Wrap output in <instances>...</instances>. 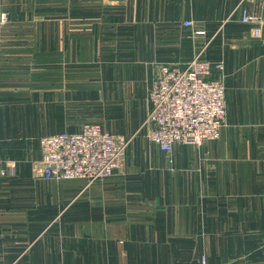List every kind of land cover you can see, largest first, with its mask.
<instances>
[{"label":"crops","instance_id":"0c3cea01","mask_svg":"<svg viewBox=\"0 0 264 264\" xmlns=\"http://www.w3.org/2000/svg\"><path fill=\"white\" fill-rule=\"evenodd\" d=\"M239 1L0 0V264H264V21L255 36ZM246 2L264 19V0ZM205 45L226 123L164 151L148 88ZM86 122L132 137L123 169L38 174L41 137Z\"/></svg>","mask_w":264,"mask_h":264},{"label":"built area","instance_id":"2783aa9c","mask_svg":"<svg viewBox=\"0 0 264 264\" xmlns=\"http://www.w3.org/2000/svg\"><path fill=\"white\" fill-rule=\"evenodd\" d=\"M246 1L240 0L236 10L240 11L243 22L253 25V34L258 37L264 19L251 13ZM7 21L8 13L0 6V64L2 31ZM184 24L192 25L193 20ZM205 47L196 50L185 67L160 65L148 88L151 106L145 120L149 126L147 135L164 151L171 152L177 142L199 145L217 139L226 123L224 77L207 78L215 70L223 72L224 63L205 58ZM131 139L99 123L86 122L77 132L63 131L41 137L42 156L33 162V167L45 179L85 178L91 183L123 169ZM6 173L7 168L0 161V176ZM200 264H208L206 254L200 257Z\"/></svg>","mask_w":264,"mask_h":264},{"label":"rangeland","instance_id":"374dc122","mask_svg":"<svg viewBox=\"0 0 264 264\" xmlns=\"http://www.w3.org/2000/svg\"><path fill=\"white\" fill-rule=\"evenodd\" d=\"M159 68L160 67H158V70H159ZM157 73V72H156ZM145 128H147V130L149 129V126H148V124L145 122ZM148 132V131H147ZM126 152H127V149H126ZM125 156H126V153H125V155H124V159H125Z\"/></svg>","mask_w":264,"mask_h":264}]
</instances>
